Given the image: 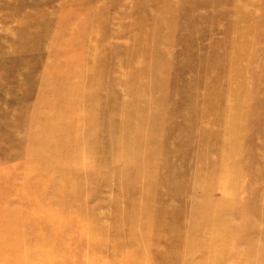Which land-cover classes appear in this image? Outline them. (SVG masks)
Wrapping results in <instances>:
<instances>
[{
  "label": "rangeland",
  "instance_id": "374dc122",
  "mask_svg": "<svg viewBox=\"0 0 264 264\" xmlns=\"http://www.w3.org/2000/svg\"><path fill=\"white\" fill-rule=\"evenodd\" d=\"M56 67L81 68L79 87L65 79L50 83ZM94 85L115 109L90 121L82 117L80 134L56 145L65 154L56 159L71 160L70 170L90 162L77 176L75 197L64 192L73 181L33 162L45 152L29 134L56 110L77 107L70 100L49 105L52 94L75 95ZM232 119L246 132H233L228 151ZM223 158L233 164L226 174L219 171ZM31 173L45 176L42 184ZM150 193L154 199L146 204L142 195ZM3 196L1 210L23 211L20 198L41 196L45 209L31 211L18 232H6L8 224L0 222V264H60L53 256L14 259L29 238L43 239L48 254L67 255L61 264H256L253 255L243 257L250 246L232 247L224 259L221 249L202 251L192 243L195 236L202 243L226 235L235 242L233 219L255 234L254 246L264 243L257 238L264 224V0H0ZM68 212L74 220L64 217L65 244L43 237V214Z\"/></svg>",
  "mask_w": 264,
  "mask_h": 264
},
{
  "label": "bare ground",
  "instance_id": "6f19581e",
  "mask_svg": "<svg viewBox=\"0 0 264 264\" xmlns=\"http://www.w3.org/2000/svg\"><path fill=\"white\" fill-rule=\"evenodd\" d=\"M62 39V38H61ZM166 63V62H165ZM165 63H164V65H165ZM171 64H173V63H171ZM85 67H86V65H85ZM95 68H97V67H95ZM55 70H51L50 72H49V81H50V83H56V82H59L60 80H67V82L70 84V85H74L75 87H79V85H80V76H81V72H83V71H81V68H79V69H58V67H56V68H54ZM84 69H86V68H84ZM87 70V69H86ZM97 70V69H96ZM105 70V69H104ZM103 70V71H104ZM101 71V70H100ZM51 72H52V75H51ZM86 72V71H85ZM84 72V73H85ZM104 73V72H103ZM89 74V73H88ZM102 74V73H101ZM91 75V74H90ZM103 76V75H102ZM90 77V82L91 83H94L96 80H98V79H96L97 78V74H94L92 77L91 76H89ZM88 77V78H89ZM100 79H101V77H100ZM103 79V78H102ZM54 81H56V82H54ZM86 81V80H85ZM103 82H104V80H103ZM64 83V82H63ZM103 83L101 82V85H102ZM160 84V83H159ZM100 85V84H99ZM161 85V84H160ZM218 87H219V85H217ZM96 86L94 85L93 87H92V89H90V90H88V91H86V92H79V94L77 93V94H75V95H69L68 93H63L62 92V90H59L56 94H52V95H54L55 96V98H50V100H48V102H49V105H50V103H52V105H58L59 104V106H62V105H60V103L61 104H63L65 101H67V100H70V101H73L74 103H77V107L75 108L74 107V109L73 110H71V111H69V109L68 110H65L64 109V107L61 109V110H56L55 112H54V114H52V115H50V117H48V121L49 122H47L46 124H43V125H38V127L36 128V131L35 132H30V134H29V140H31V141H33L34 143H35V145H38L39 146V148L40 149H42L44 152H45V154H42L41 156L40 155H37L33 160V162L35 163V164H38V166H40V168L42 167V166H44V165H50L49 167L51 168H49L50 170H52V172H54V174L55 173H59L60 175H62V177H64L65 176V178H67V179H65V181L67 180H69V181H73V185L72 186H68L67 188H65V193H66V195L68 194V193H70L71 195H73V196H75V197H78L79 196V192H78V187H80V185H79V181H77L76 179H79L77 176H79L81 173H82V171H88L90 168V162H86L87 160L86 159H84V158H82L83 159V162H86L83 166H82V164H81V166H78V167H76L74 170L72 169V170H70V168H72L73 167V165H72V161L71 160H64V161H59V160H57L56 158L57 157H65V154L63 153V151L62 150H59V149H57L56 148V145L57 144H59V143H63V142H66V141H69V140H71V139H73V138H75L78 134H80V131H82L84 128H83V126H81V125H79L78 123L80 122V119L82 118V117H84V119H86V120H88V121H90L94 116H95V114H97L99 111H106V112H109L110 114L113 112V110L115 109L113 106H115L114 104H113V101L112 100H110L109 99V101H107L108 99H105L106 97H104V96H101V99H99L98 97L101 95L100 93H102V90L100 91V93H99V87L97 86L96 88H95ZM103 87H105V86H103L102 85V88ZM215 88H217V87H215ZM104 89V88H103ZM85 90H87V89H85ZM216 90V89H215ZM84 91V90H83ZM220 91H221V88H220ZM209 92V91H208ZM215 92V91H214ZM100 95H99V94ZM206 93V92H205ZM212 93V92H211ZM102 95H105V94H102ZM110 96V95H109ZM57 97V98H56ZM210 97H211V94H210ZM212 98V97H211ZM52 101V102H51ZM103 101H106L105 103L103 102ZM221 102V101H220ZM219 103V102H218ZM211 106H209V107H206V109L205 110H210V109H212L213 108V105L212 104H210ZM146 106V105H145ZM216 108H217V110H218V106H216ZM216 108H214L213 109V111L216 109ZM221 108H222V105H221ZM226 109H227V107H225L224 108V110L226 111ZM142 110V109H141ZM200 111V110H199ZM222 111V110H221ZM224 111V112H225ZM155 114H156V112H155ZM159 114V113H158ZM143 115V114H142ZM141 115V116H142ZM146 115H147V113H146ZM97 117V116H96ZM147 117V116H146ZM145 118V117H144ZM149 118V117H148ZM150 119V118H149ZM234 119H235V117H234ZM234 119H232L234 122H233V125L231 126V128L229 129V134H227L228 136H226V140L224 141V146H225V150H228L229 151V148H232L233 147V145H231V140H235V137H234V135H232L233 134V132H236L237 134H238V132L239 133H241L242 134V136H244V133L246 132V130L244 129L243 130V128H242V126L240 125V124H238ZM92 122V121H91ZM136 125V124H135ZM225 126V125H224ZM223 127V126H222ZM140 128H141V126H140ZM143 128V127H142ZM139 129V128H138ZM226 129H227V126H226ZM231 129H232V131H231ZM140 131V130H139ZM139 131L137 132V133H139ZM145 131H147V129L145 130ZM222 131H223V129H222ZM136 132V131H135ZM146 133V132H145ZM223 134V133H222ZM110 135V134H109ZM109 135H108V138H109ZM112 135V134H111ZM220 135V134H219ZM246 135V134H245ZM110 139V138H109ZM112 139V138H111ZM110 139V140H111ZM152 139V138H151ZM155 138H153V140H154ZM147 142V141H146ZM111 145V144H110ZM38 146H37V148H38ZM222 147V146H221ZM100 149H102L101 147H100ZM105 149V148H104ZM168 150V149H167ZM41 151V150H40ZM100 151V150H99ZM102 151V150H101ZM100 151V152H101ZM171 151V150H170ZM105 151H103L102 152V155H103V153H104ZM113 152H115V151H113ZM107 153V152H106ZM169 153V152H168ZM170 153H172V152H170ZM97 154H99V153H97ZM101 155V156H102ZM117 155V154H116ZM101 156H99V157H101ZM115 155H114V153L111 155V160H116L117 158H115L114 157ZM96 157L97 158H99L97 155H96ZM104 157H105V155H104ZM168 157H170V156H168ZM107 158V157H106ZM222 167H221V169L219 170V171H221L222 173H224V174H226V173H228V172H230V170L233 168V164H230V163H228V164H225L224 163V158L222 159ZM96 163V162H95ZM94 163V164H95ZM97 165V164H96ZM95 165V166H96ZM33 166V165H32ZM47 168V167H46ZM42 170H44V169H42ZM48 170V169H47ZM49 170V171H50ZM34 171V170H33ZM36 171V170H35ZM40 171V170H39ZM95 171V170H94ZM45 172H47L46 170L44 171V173ZM51 172V173H52ZM34 173V172H33ZM42 173V172H41ZM44 173H42V174H44ZM97 173H98V171L96 172V175H97ZM237 173V172H236ZM235 173V174H236ZM45 174H47V173H45ZM101 174V173H100ZM30 175H34V174H30ZM48 175V174H47ZM29 176V175H28ZM43 177H45V176H40V174H38L37 173V176H35L34 175V177L32 176V177H30V179L32 178V180H36V182H38V184H39V182H41V184H42V178ZM104 177H105V175H104ZM156 177V176H155ZM154 177V178H155ZM27 178H29V177H27ZM217 178V176H216V173L215 174H213V177H212V180H214V179H216ZM29 179V180H30ZM44 179H46V178H44ZM31 180V181H32ZM109 179H107V177H106V181H108ZM45 181V180H44ZM43 181V182H44ZM48 181V180H47ZM66 181V182H67ZM96 181V180H95ZM36 182H35V185H36ZM46 182V181H45ZM162 183L164 182L165 183V181H161ZM205 182V181H204ZM76 183H78V184H76ZM164 183H163V185H164ZM25 184H26V182H25ZM27 184H29L28 182H27ZM30 184H32V183H30ZM96 184V183H95ZM136 185V184H135ZM26 186V185H25ZM32 186V185H31ZM39 186V185H38ZM37 186V187H38ZM153 186V185H152ZM151 186V187H152ZM33 187V186H32ZM158 187V186H157ZM162 187V186H161ZM166 188V187H165ZM33 189V188H32ZM155 190H156V188H154ZM193 189V188H192ZM57 190H61L62 192H63V190L62 189H60V188H57ZM154 195V194H153ZM151 196V193H150V195H148L147 196V198L145 199V195H144V197H143V195H142V198H141V200L142 201H144V203H146V202H148V200H150L152 197H153V199H154V196ZM157 195V194H156ZM163 195H164V192H163ZM169 195V194H168ZM204 195H206L207 197H208V195L207 194H204ZM20 196V195H19ZM138 197V196H137ZM164 197V196H163ZM42 196L41 197H38V200L39 201H37L36 199L35 200H32V199H30V200H28L27 198H23V199H19L20 200V204H24V210L23 211H20V212H17V210H7V208L6 209H3V210H1L0 209V222H3V223H5V224H8L7 225V230H6V232H9V230L10 231H15V232H18L19 230H20V226H22V229H24V226L22 225V223H21V220L22 221H24L25 219H27V218H29V217H31V215H30V212L31 211H33V212H35V211H41V210H44L45 209V203L42 201ZM1 199H3V201L2 200H0L1 202H4V200H7V197L6 196H3ZM248 200H246V201H249V198H247ZM157 200V199H156ZM215 200H217V201H219L220 200V198H217L216 197V199ZM151 201V200H150ZM153 201H155V200H153ZM11 202V201H10ZM186 202V201H185ZM137 203V202H136ZM148 203H150V202H148ZM157 203V202H156ZM163 203V202H162ZM165 204H166V202H164ZM260 203V202H259ZM19 204V203H18ZM147 204V203H146ZM158 204H159V201H158ZM161 204V203H160ZM171 204V203H170ZM214 204H216V206H218L219 204H220V202H214ZM137 205V204H136ZM162 205V204H161ZM176 205V204H175ZM249 205H250V202H249ZM258 205V204H257ZM256 205V206H257ZM132 206V205H131ZM157 206V205H156ZM183 207H184V205H183ZM147 208H149V206H147ZM157 208H159L158 206H157ZM182 208V207H181ZM249 208V207H248ZM256 208H258V206L256 207ZM260 208V207H259ZM151 209V208H150ZM233 209V208H232ZM247 209V208H246ZM156 210V209H155ZM159 210V209H158ZM158 210H157V212H158ZM177 210V209H176ZM183 210V209H182ZM256 210V209H255ZM19 211V210H18ZM70 212H71V210H69ZM179 211V210H178ZM191 211H193V213L194 214H196V216H198V217H201V224L203 223V222H205V223H207V221L209 220L207 217H205V215H203V212L201 213L199 210H196V209H191ZM246 211V210H245ZM244 211V212H245ZM247 211H249V209L247 210ZM250 211H251V208H250ZM249 211V212H250ZM143 212H144V210L142 211V214H143ZM261 212H262V210H261ZM155 213V212H154ZM246 213H248V212H246ZM72 214V215H71ZM251 213H248V215L247 216H249ZM139 215V214H138ZM140 215H141V213H140ZM156 215H157V213H156ZM155 215V216H156ZM262 215V214H261ZM264 215V214H263ZM25 216V217H24ZM167 216V215H166ZM165 216V217H166ZM251 216V215H250ZM254 216V215H253ZM59 217V216H58ZM64 217L65 218H69V219H73L74 220V215H73V213H64V215H60V219L59 218H57L55 215H51L50 213H47V214H43V217L41 218V219H39L38 220V229H41L42 230V234H43V237H50V238H52L53 239V241H52V243H57V242H59V243H62V245H63V243L67 240V236L65 237V235L68 233L67 231L68 230H66V229H63V228H66L65 227V221H64ZM141 217H143V216H141ZM144 217H145V215H144ZM143 217V218H144ZM241 217V216H240ZM256 217V216H255ZM35 218L37 219V217L35 216ZM40 218V217H39ZM151 218V217H150ZM155 218H157V217H155ZM261 218V217H260ZM68 219V220H69ZM162 219V218H161ZM233 219V218H232ZM249 219H251L250 217H249ZM13 220V221H12ZM29 220V219H28ZM73 220H72V222H73ZM128 220H130V218L128 219ZM127 220V221H128ZM252 220V219H251ZM259 220V219H258ZM257 220V221H258ZM12 221V222H11ZM235 221L236 220H231L230 222H228V225H229V227H231V229L232 228H235V233H234V238H236V240H235V242H231V235H229V236H225L226 238H223L224 240H216V242L215 241H212V242H202L201 243V240L202 239H200V237H194V243H192V241H191V243H192V246H199L201 249H202V251H205V250H212V249H215V250H217V249H221L220 251H221V253H220V251H217L218 253H220L221 254V258H224L225 259V257H228V254H226L227 253V251L229 250V249H232V247L234 248L235 247V250H239V249H241V248H243V247H248V246H250L249 248H247L246 250V252H242L243 253V257L244 256H252L253 255V258L255 259H253V258H251L250 260H252L253 259V261L252 262H254V261H256V264H264V243L263 244H261V246H254V243L256 244V241H255V239L254 238H252V237H254V235L255 234H253V236L251 237V236H249L248 234H247V230H249V228H247L245 225L244 226H241V225H237V222L235 223ZM247 221V220H246ZM253 221H256L254 218H253ZM253 221H251V222H253ZM260 221H262V220H260ZM130 222V221H129ZM248 222V221H247ZM247 222H245V223H247ZM71 223V222H70ZM257 223L258 222H255V224L257 225ZM146 223H144V225H145ZM197 224H199V222L197 223ZM218 224H220V226L221 225H223L221 222H219ZM255 224H254V226H255ZM260 224V223H259ZM259 224H258V226H259ZM73 225V224H72ZM185 225V224H184ZM211 225V224H210ZM253 226V230H254V227ZM261 226V225H260ZM260 226H259V233H258V237L257 238H259V240L260 241H264V224L262 225V227L260 228ZM144 227H146V225L144 226ZM257 227V226H256ZM165 228V227H164ZM195 228V227H194ZM198 228V227H197ZM197 228H196V232H198L197 231ZM27 229V228H26ZM193 229V228H192ZM252 229V228H251ZM250 229V230H251ZM29 230V229H28ZM252 230V231H253ZM194 231V235H195V232ZM251 231V232H252ZM220 232V231H219ZM251 232H249V233H251ZM20 233V232H19ZM18 233V234H19ZM253 233V232H252ZM251 233V234H252ZM257 233V232H256ZM41 234V235H42ZM219 234V233H218ZM222 234V233H221ZM250 234V235H251ZM128 236H130V241H132V242H136L137 243V237H135L134 235H133V231L131 232V233H129L128 234ZM257 236V235H256ZM66 238V240L64 241V239L63 238ZM233 238V237H232ZM47 239V238H46ZM193 239V238H192ZM191 239V240H192ZM48 240V239H47ZM50 240V239H49ZM226 240H228V241H226ZM259 240H257V241H259ZM26 241V240H25ZM42 241H43V239H41V238H39V239H31V238H29V240L28 241H26V243H24V247H23V251L20 249H18V250H16V253H15V255H14V259H17V260H25V258H27V259H35V258H41V257H51V256H53V257H51V258H57V260L60 262V264L62 263V262H65V260H64V257H66L67 255H65V254H60L59 255V257H57V255H54L55 254V252L54 253H52V252H50V253H52V254H48L47 253V249L48 248H50V247H48V246H46V247H48V248H46L45 246H43V243H42ZM204 241V240H203ZM51 242V241H50ZM154 243H155V241H153ZM152 242V243H153ZM156 242H157V240H156ZM45 244H49V242L47 243L46 242V240H45ZM65 244V243H64ZM156 244V243H155ZM137 245V244H136ZM257 245H259L258 243H257ZM49 246H51V245H49ZM53 246V245H52ZM139 246V245H138ZM2 247V246H1ZM4 248V247H3ZM41 248H45V251H41L40 249ZM139 248V247H138ZM141 248H143V246L141 247ZM193 248V247H192ZM5 249V248H4ZM56 250V249H55ZM189 250V249H188ZM187 250V251H188ZM226 250V251H225ZM54 251V250H53ZM190 251V250H189ZM224 251H225V253H224ZM43 253V254H41V253ZM240 252V251H239ZM238 252V253H239ZM189 253V252H188ZM187 253V254H188ZM238 253H236V255H237V259H238V257L240 256V253H239V256H238ZM186 254V255H187ZM234 254V253H233ZM190 255V254H189ZM188 255V256H189ZM25 256H27V257H25ZM231 256V255H230ZM187 257V256H186ZM233 257V256H232ZM230 258V257H229ZM249 258V257H248ZM233 259V258H232ZM46 260V259H45ZM235 260H236V258H235ZM224 261V260H223ZM23 262V261H22ZM143 262V261H142ZM200 262H202V260H200ZM145 263V262H144ZM143 263V264H144ZM238 263H240V261L238 262ZM237 263V264H238ZM24 264H28V263H24ZM246 264V263H245ZM252 264V263H251Z\"/></svg>",
  "mask_w": 264,
  "mask_h": 264
}]
</instances>
